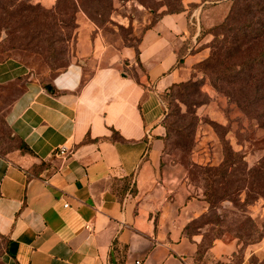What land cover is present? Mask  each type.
<instances>
[{"label": "crops", "instance_id": "obj_1", "mask_svg": "<svg viewBox=\"0 0 264 264\" xmlns=\"http://www.w3.org/2000/svg\"><path fill=\"white\" fill-rule=\"evenodd\" d=\"M188 23L186 13L164 16L144 35L139 62L135 50L109 53L97 39L85 50L80 39L79 61L51 89L28 80L6 121L32 154L0 156V264H250L261 256L262 244L242 251L236 239L207 236L209 204L164 156L160 95L203 59L189 51L170 70ZM28 75L18 61L0 63V85Z\"/></svg>", "mask_w": 264, "mask_h": 264}, {"label": "rangeland", "instance_id": "obj_2", "mask_svg": "<svg viewBox=\"0 0 264 264\" xmlns=\"http://www.w3.org/2000/svg\"><path fill=\"white\" fill-rule=\"evenodd\" d=\"M30 2L40 6L42 12H29L27 15L32 22L28 21L25 30L11 38L0 29V63L20 62L29 70L28 80L42 85L53 83L61 74L57 70L59 66L79 61L80 39L85 50L97 39L101 50L133 53L144 30L159 16L172 13L173 6L179 2L184 9L199 4L194 14L200 31V14L208 4L201 0H63L59 12H52L58 0ZM221 4L229 10L231 0H222ZM53 23L59 25L57 39L65 40L68 35L71 38L50 50L42 36L34 39L33 35ZM212 40V35L200 40L201 61L209 56ZM200 55L191 56L189 61L195 62ZM194 66H189L183 85L173 89L164 105L168 130L164 156L184 167L190 183L207 198L206 219L212 222L210 229L215 230L216 235L236 239L246 249L264 245V176L261 174L264 132L258 130L257 122L248 123L229 106L226 94L216 89L212 79ZM22 88V83L0 86V156L10 155L20 145L6 119ZM225 144L242 158L230 168L222 165ZM4 248L5 240L0 237V254ZM261 253L263 258L264 250ZM260 257L254 259L255 264H259Z\"/></svg>", "mask_w": 264, "mask_h": 264}, {"label": "trees", "instance_id": "obj_3", "mask_svg": "<svg viewBox=\"0 0 264 264\" xmlns=\"http://www.w3.org/2000/svg\"><path fill=\"white\" fill-rule=\"evenodd\" d=\"M30 1L0 0V29L3 28L8 37L11 38L13 35L23 32L25 30L24 27L29 23L28 21L32 22L27 15L29 12H42L40 6H33L30 4ZM62 2L63 0H58L56 8L52 12H59ZM201 2L208 4L204 6L200 14V31H198L194 16L199 4L193 5L191 9H184L182 3L179 2L173 6L172 13L159 16L154 24H151L144 30L138 46L136 48L133 47L136 51V59L139 62V48L144 35L152 30L164 16L186 13L189 20L187 26L189 36L180 48L177 62L170 70L182 66L184 58L189 51L191 53L200 52V40L207 35H212L213 40L208 47L210 49L209 56L203 61L195 63L194 67L209 76L212 79L214 87L226 94V97L229 99V106H233L248 123L257 122L256 126L258 130L264 132V0H231L229 10L225 5L221 4L222 0H201ZM34 23L36 24L35 20ZM58 28L59 25L56 23L50 27H46L41 32L43 35L36 32L33 38L40 39L42 36L47 48L53 50L55 44L67 42L71 38L68 35L65 40L64 38L57 39ZM197 34L196 43H194L192 38ZM68 66L69 64L59 66L57 70L63 72ZM14 83H22L24 88L16 95L13 104L24 93L28 77L18 79L12 84ZM181 85H183L182 82L176 83L160 95L165 106L167 97H170L173 89ZM43 87L48 90L52 86L48 84L43 85ZM165 123L166 118L162 121L165 131V136L162 138L164 143L167 138L166 136H168ZM9 130L20 145L10 155L2 157L8 158L16 152L22 155H31L32 151L24 141L16 137L10 127ZM241 159L239 153L234 152L230 146L225 144L223 167H233ZM261 164H264V159ZM256 172L259 173L257 170H254V173ZM261 174L264 176V169ZM200 195L207 202V198L203 197V194ZM207 215L201 219L202 225L209 226L207 236L210 239L222 237L216 235L214 233L215 230L210 229L212 222L206 219ZM243 249H245L244 246L242 247V251ZM242 251L237 256L239 261L243 260ZM255 258V256L251 258L250 264H255ZM259 264H264V262L259 261Z\"/></svg>", "mask_w": 264, "mask_h": 264}, {"label": "built area", "instance_id": "obj_4", "mask_svg": "<svg viewBox=\"0 0 264 264\" xmlns=\"http://www.w3.org/2000/svg\"><path fill=\"white\" fill-rule=\"evenodd\" d=\"M66 153H67V149H65V148H61V149L58 151V154L61 155V156L66 155Z\"/></svg>", "mask_w": 264, "mask_h": 264}]
</instances>
